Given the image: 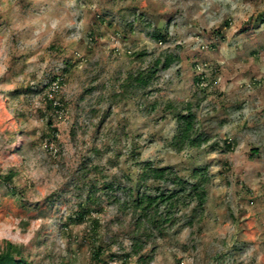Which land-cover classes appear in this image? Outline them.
Segmentation results:
<instances>
[{
	"label": "clouds",
	"instance_id": "clouds-1",
	"mask_svg": "<svg viewBox=\"0 0 264 264\" xmlns=\"http://www.w3.org/2000/svg\"><path fill=\"white\" fill-rule=\"evenodd\" d=\"M0 264H264V0H0Z\"/></svg>",
	"mask_w": 264,
	"mask_h": 264
}]
</instances>
